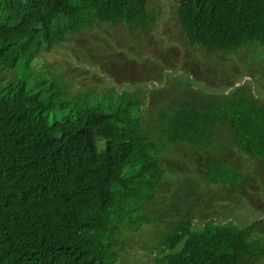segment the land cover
Here are the masks:
<instances>
[{
    "label": "trees",
    "instance_id": "1",
    "mask_svg": "<svg viewBox=\"0 0 264 264\" xmlns=\"http://www.w3.org/2000/svg\"><path fill=\"white\" fill-rule=\"evenodd\" d=\"M173 5L181 39L205 66L211 50L264 48V0ZM160 7L163 0H0V264H246L263 257L264 104L227 80L235 70L206 87L186 73L184 98L155 106L156 135L145 130L149 86L186 71L162 44L154 24ZM85 34L103 37L98 63L147 58L151 71L139 67L147 87L71 92V77L52 75L57 67L32 65L37 51ZM113 45L122 57L109 55ZM225 84L231 89L217 92ZM219 126L228 127L245 169L207 156L200 174L211 185L210 204L197 179L179 175L170 184L162 155H177L172 147L181 143L194 152L209 147ZM233 209L257 217L242 222ZM142 235L147 244L135 243Z\"/></svg>",
    "mask_w": 264,
    "mask_h": 264
},
{
    "label": "rangeland",
    "instance_id": "2",
    "mask_svg": "<svg viewBox=\"0 0 264 264\" xmlns=\"http://www.w3.org/2000/svg\"><path fill=\"white\" fill-rule=\"evenodd\" d=\"M163 1L167 7L159 8L157 15L154 17V24L158 25L155 26L160 30V34L163 38L162 44L168 49L167 53L176 61V66H179V68L183 66L186 71L185 73H181L183 79H179L178 75H174L176 73H173L166 84L159 82L158 77H156L153 81V85L149 86L153 102L145 104L146 114L144 115L146 123L145 130L148 135H156V132L151 129L153 126L150 116L151 111L154 110L155 106L161 107L164 104L170 103L173 99L172 95L175 97L177 96L178 99L184 98L185 90L184 87L179 85V80L183 81L188 74H190L189 77L191 79H201L202 82H199V84L201 83L200 86L206 87L209 84H218L219 78H224L227 70H235L227 76V80L239 81V83L235 85H240L247 93H254L256 97L261 99V103L264 104V48H256L254 45H247L236 51L223 54L215 53L211 50L204 55V59L210 61L205 66L202 59H197L195 57V49L187 47L186 43L181 39V31L176 18L173 0ZM151 2L154 3L155 0H151ZM101 41L103 42V37L86 34L82 37H74L72 41L52 47L53 49H49L47 52L37 51L34 54V61L31 63L35 69H39V66L42 65H52L58 68L52 75L63 74L65 78L71 77V86L68 89L71 92L87 91L89 93L101 92L104 94L111 86H115L117 90L126 88L130 92H139L147 87L149 78L143 76L144 73L139 71V67L149 72L151 71V62L147 61V58H145L144 62L134 60L128 62V65H123L115 56L118 54L122 57L121 54H119L121 51H119L117 45H113V53L109 55L115 56V61L113 63H98L100 57L106 54V51L103 49L104 45L100 43ZM111 42L114 41L111 40ZM125 46H128V44H125ZM138 47L137 45L136 49H138ZM211 70L215 73V78L209 75ZM169 71L171 70L168 68L164 70L162 74L165 75ZM179 72L181 71L177 73ZM205 72H208V74H205ZM256 74L259 75V77H257ZM204 75H206L205 79H203ZM190 84L193 87H198L197 82L194 80H190ZM225 88L226 89L219 88L217 92L219 91L225 94L230 90L226 84ZM209 91L213 92V90ZM190 95L198 96L194 95V92H191ZM103 101L106 103L108 100L103 99ZM156 107L155 110H158ZM214 137L211 145L207 148L198 147L194 152L193 150H189L188 144L181 143L172 147L177 155H162V159H164L163 169L166 172H170L168 175V177L171 176V178L168 179L170 184H174L173 180L179 175L183 178H195L201 184L200 194L204 196V201L209 203L211 185L203 178L202 174H200V165L203 164L207 156L225 160L229 159L237 168L241 170L245 169V166L242 165L241 160L238 158L240 151L235 148L228 127H217ZM167 142L168 141L164 138L158 139L157 147L163 149ZM191 155H195L192 164L189 158ZM184 159L189 163V166L184 163ZM258 170L264 175V170ZM175 188V185L168 187L171 191H175ZM250 204L254 205V202H250ZM239 206L241 207L243 205ZM262 206H264L263 203H261L260 207ZM240 211L241 209H233V217L237 219L242 215ZM201 215H203L202 212ZM256 217V214L242 215L241 221L245 222L247 219L254 220ZM145 237L146 235H142L137 241L135 240V243L147 244V242H141ZM246 264H264V253L263 257L258 260L248 258Z\"/></svg>",
    "mask_w": 264,
    "mask_h": 264
},
{
    "label": "clouds",
    "instance_id": "3",
    "mask_svg": "<svg viewBox=\"0 0 264 264\" xmlns=\"http://www.w3.org/2000/svg\"><path fill=\"white\" fill-rule=\"evenodd\" d=\"M236 84H238V83H236ZM235 85V84H234ZM236 86V85H235ZM230 88V87H229ZM231 89V88H230Z\"/></svg>",
    "mask_w": 264,
    "mask_h": 264
},
{
    "label": "bare ground",
    "instance_id": "4",
    "mask_svg": "<svg viewBox=\"0 0 264 264\" xmlns=\"http://www.w3.org/2000/svg\"><path fill=\"white\" fill-rule=\"evenodd\" d=\"M61 21V20H60Z\"/></svg>",
    "mask_w": 264,
    "mask_h": 264
}]
</instances>
